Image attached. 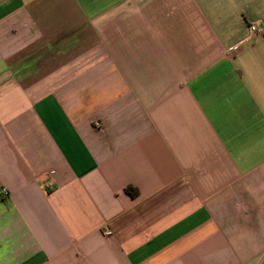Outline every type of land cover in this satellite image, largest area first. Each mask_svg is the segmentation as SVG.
Returning a JSON list of instances; mask_svg holds the SVG:
<instances>
[{
	"label": "crops",
	"instance_id": "obj_1",
	"mask_svg": "<svg viewBox=\"0 0 264 264\" xmlns=\"http://www.w3.org/2000/svg\"><path fill=\"white\" fill-rule=\"evenodd\" d=\"M0 264H264V0H0Z\"/></svg>",
	"mask_w": 264,
	"mask_h": 264
},
{
	"label": "built area",
	"instance_id": "obj_2",
	"mask_svg": "<svg viewBox=\"0 0 264 264\" xmlns=\"http://www.w3.org/2000/svg\"><path fill=\"white\" fill-rule=\"evenodd\" d=\"M250 31H251V34L253 35H257L258 37L262 36L263 35V31L260 30L257 25H251L250 26ZM53 174V173H52ZM46 188L48 191H52L54 189V183L53 181L50 179L46 185ZM1 194H3L4 196H8L9 193L7 190L5 189H2L1 190Z\"/></svg>",
	"mask_w": 264,
	"mask_h": 264
},
{
	"label": "trees",
	"instance_id": "obj_3",
	"mask_svg": "<svg viewBox=\"0 0 264 264\" xmlns=\"http://www.w3.org/2000/svg\"><path fill=\"white\" fill-rule=\"evenodd\" d=\"M133 191H135V193L133 192ZM126 192L128 193V194H130L131 196H135V195H137V192H136V190H134L133 188H128V189H126Z\"/></svg>",
	"mask_w": 264,
	"mask_h": 264
}]
</instances>
